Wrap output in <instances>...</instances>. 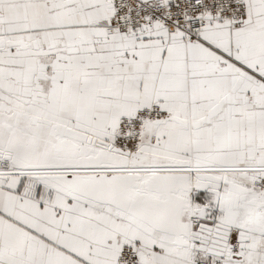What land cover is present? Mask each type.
<instances>
[{
	"label": "snow or ice",
	"instance_id": "snow-or-ice-1",
	"mask_svg": "<svg viewBox=\"0 0 264 264\" xmlns=\"http://www.w3.org/2000/svg\"><path fill=\"white\" fill-rule=\"evenodd\" d=\"M0 264H264V0H0Z\"/></svg>",
	"mask_w": 264,
	"mask_h": 264
}]
</instances>
